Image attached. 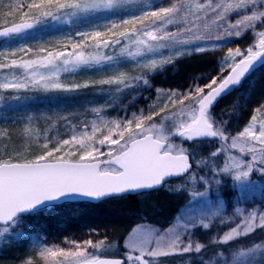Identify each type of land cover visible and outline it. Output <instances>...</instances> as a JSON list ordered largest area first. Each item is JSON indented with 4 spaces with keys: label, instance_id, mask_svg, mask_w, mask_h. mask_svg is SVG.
<instances>
[{
    "label": "snow or ice",
    "instance_id": "1",
    "mask_svg": "<svg viewBox=\"0 0 264 264\" xmlns=\"http://www.w3.org/2000/svg\"><path fill=\"white\" fill-rule=\"evenodd\" d=\"M249 32L254 43L227 46ZM34 33L40 37L34 43H8ZM222 45L213 71L152 92L154 75L177 57ZM261 61L264 0H0V100L85 90L107 97L83 113L48 115L71 135L45 136L31 158L14 147L0 153V244L22 241L30 218L64 203L168 185L191 191L193 199L167 227L138 223L115 241L91 228L87 238L58 244L37 232L20 264H264V206L237 201L229 213L222 192L227 178L237 188L255 183L256 173L264 180V105L242 130L231 128L232 113L214 115L217 102ZM119 96L128 102L115 103ZM139 97L147 107L129 113ZM36 119L13 124L23 123L31 138L39 135ZM5 136L12 139L0 130ZM173 181L179 183L172 187Z\"/></svg>",
    "mask_w": 264,
    "mask_h": 264
},
{
    "label": "rangeland",
    "instance_id": "2",
    "mask_svg": "<svg viewBox=\"0 0 264 264\" xmlns=\"http://www.w3.org/2000/svg\"><path fill=\"white\" fill-rule=\"evenodd\" d=\"M254 33H247L234 47L244 46L247 47L250 43H254L252 37ZM170 73H174V69L170 68ZM28 95L35 96V99H29L26 101H15L10 100L7 96L0 100V119L1 120H23L26 122L28 116H34L38 119L33 121V127L38 131L39 135L32 137H40L41 141H45V136L53 138H68L71 135L70 128L66 127L64 123H53L46 119L52 112L59 111L62 115V111L57 108L56 104L52 102V97L56 94H45V93H31ZM143 99V97H141ZM101 103H98V105ZM92 104L90 106L83 105L82 109L72 113L63 115H76L83 113L85 108H91L98 106ZM264 105V61L258 62L257 65L250 71L249 74L242 80L241 84L236 86L228 94L224 95L216 104L214 109V115L218 118L221 117V110L223 109L226 113H232L230 117V125L232 129L242 130L246 126V122L250 120V115L255 112L257 107ZM39 110V111H38ZM117 113L112 112L111 116H115ZM62 115V116H63ZM258 117L259 114L257 115ZM85 119L91 121L93 115L88 112ZM225 119H229L227 115ZM78 119H73L72 124H78ZM24 127V124L22 123ZM255 183L248 184L242 188L233 187L231 178L226 181L222 186L223 198L225 200V207L230 213L237 206V201L242 208L256 209L264 206V198H261L263 202H255L258 197V191L262 193V187L264 180L252 179ZM179 183V182H177ZM177 183H172V187H175ZM169 186H166L167 190ZM199 191L204 189L198 188ZM183 201L181 203L180 210L193 199V193L191 191L184 190ZM150 192L137 194L138 206L141 208V215L139 217L141 221L138 223L151 224L154 227H167L168 224L161 225L163 218L157 216L154 213L157 203L171 204L176 203L181 198L178 195H172L167 193L165 196H149ZM260 193V194H261ZM210 199H215V191L210 194ZM157 200V201H156ZM103 202V203H102ZM101 204L89 203V202H78L71 204H62L54 209H49L39 215L29 219L25 227L30 231V235L27 236L31 242L32 236L39 232L40 235L44 236L48 243H60L65 237L80 239L87 238L86 234L89 232L87 228L82 225H78L76 229L68 227V222L75 217H126L125 212L135 209L126 199H107L102 201ZM179 212H176L172 218H174ZM132 217V216H131ZM135 217V216H134ZM74 222H71V225ZM133 227L136 226V224ZM70 225V224H69ZM122 225V224H121ZM132 227V228H133ZM6 249V248H5Z\"/></svg>",
    "mask_w": 264,
    "mask_h": 264
},
{
    "label": "trees",
    "instance_id": "3",
    "mask_svg": "<svg viewBox=\"0 0 264 264\" xmlns=\"http://www.w3.org/2000/svg\"><path fill=\"white\" fill-rule=\"evenodd\" d=\"M144 2L154 3L157 2V0H144ZM39 39L40 37L38 36V33H34L22 38L18 37L16 40L9 41L8 43L13 45L23 41L26 43H34ZM43 39L47 40L49 39V36L45 35ZM239 39L240 38H236L235 42H228L227 46L234 47L238 44ZM224 51H226V47L222 45L221 47L210 50L206 54L185 55L183 57H177V62L173 66H169L165 70L154 75L151 80L153 85L152 92L154 93L156 88H163L167 90L170 88H179L185 86L192 77L213 71L217 67V61L223 55ZM170 68L174 69V73H170ZM148 94V92H144L143 96H147ZM106 98L107 97L94 94L93 90H85L84 93L72 97L54 95L52 97V102H54L56 106L58 105L57 108L62 111L63 115L70 113V111L74 113L81 110L84 104H86V106H90L92 104L98 105V103H103ZM120 100H124L125 104L128 102L123 96L117 97L114 102L119 103ZM138 100L141 102H138L135 108H130L129 113H131V111L137 110L138 108L147 107V104L142 102L143 99H141V97H139ZM255 114H259L260 116V113ZM13 121L15 120L5 121L0 119V130L10 132L12 137L11 140H9L7 136L0 137V153H2L4 150L10 151L14 147L19 150L22 155L31 158L33 153L39 152L42 149L45 141H41L39 136L29 138L24 134V127L22 126V123L15 125L13 124ZM252 179L257 181L261 180L258 173L254 174ZM229 180L230 178H227L226 181ZM177 182L179 181H173L172 183ZM166 186L168 185H165V187ZM184 192L186 191L182 190L180 192H173L163 188L160 190L151 191L149 193L151 200L152 197L165 196L167 193L178 195L181 198V200L176 203L155 204L156 207L154 213L157 216L163 218V223L161 225L168 224L173 215H175L176 212H179L181 203L183 201L182 196ZM260 193L261 191H258V195L256 197L259 199H257L255 202H263L261 201V198L264 197V185L262 187V193ZM111 199H126L130 204L135 206V209L132 210L133 212L130 210L126 211V214H124L127 215L126 217H89L87 219L83 217H75L68 222L70 224H68V227L76 229L78 225H82L84 228H87V230H90L91 228H98L102 233L107 232L109 237L114 241L117 240V238L126 235V231H130L135 223L141 221L140 218H142L139 217L141 215V208L138 206L137 195H125L123 197L110 198V200ZM99 204H101V202L97 203V205ZM71 222L74 223L71 225ZM256 242L259 243V239H257ZM30 244L31 242L28 237L24 238L22 241L5 242L0 244V264H20L21 260L26 257V253L29 250ZM119 244H123V239L119 240ZM259 258L260 257L257 256L258 260Z\"/></svg>",
    "mask_w": 264,
    "mask_h": 264
},
{
    "label": "water",
    "instance_id": "4",
    "mask_svg": "<svg viewBox=\"0 0 264 264\" xmlns=\"http://www.w3.org/2000/svg\"><path fill=\"white\" fill-rule=\"evenodd\" d=\"M145 193V192H144ZM132 195H136V194H132ZM106 199H109V198H106ZM106 199H101V200H99V201H89V200H81V201H78V202H89V203H99V202H101V201H103V200H106ZM68 203H73V202H68Z\"/></svg>",
    "mask_w": 264,
    "mask_h": 264
}]
</instances>
